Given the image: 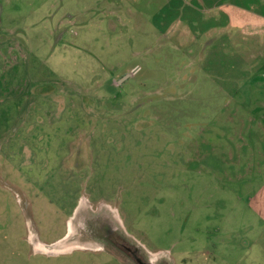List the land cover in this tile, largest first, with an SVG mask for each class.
<instances>
[{
	"label": "rangeland",
	"instance_id": "obj_1",
	"mask_svg": "<svg viewBox=\"0 0 264 264\" xmlns=\"http://www.w3.org/2000/svg\"><path fill=\"white\" fill-rule=\"evenodd\" d=\"M78 234L264 264V0H0V264Z\"/></svg>",
	"mask_w": 264,
	"mask_h": 264
},
{
	"label": "flooded vegetation",
	"instance_id": "obj_2",
	"mask_svg": "<svg viewBox=\"0 0 264 264\" xmlns=\"http://www.w3.org/2000/svg\"><path fill=\"white\" fill-rule=\"evenodd\" d=\"M128 240L122 238L121 236H111V235H104L99 238L93 237H87L84 238L81 235L72 236L69 235L63 236L60 240H57L56 242H53L51 245H48L47 248L50 251H55L54 249L61 248L60 246L63 244L66 245H73L72 249L68 252H73L75 250H80L83 252H86L88 254H96V253H103L107 255H112L118 252L121 254H125L128 256L132 263L134 264H152L150 261H147L143 257H139L137 254H140L139 252H136L135 247L133 249L132 245H130ZM41 248V246H40ZM37 250V248H36ZM39 250V249H38ZM38 252H43L47 255H56L58 253H47L44 252V248H41ZM134 251V253H133ZM67 252V251H66ZM137 253V254H136ZM125 257V256H124ZM126 258V257H125Z\"/></svg>",
	"mask_w": 264,
	"mask_h": 264
},
{
	"label": "bare ground",
	"instance_id": "obj_3",
	"mask_svg": "<svg viewBox=\"0 0 264 264\" xmlns=\"http://www.w3.org/2000/svg\"><path fill=\"white\" fill-rule=\"evenodd\" d=\"M41 247H43V246H41ZM44 248V247H43ZM44 250L46 251V252H49V253H57V252H55V251H50V250H48V249H46V248H44Z\"/></svg>",
	"mask_w": 264,
	"mask_h": 264
},
{
	"label": "crops",
	"instance_id": "obj_4",
	"mask_svg": "<svg viewBox=\"0 0 264 264\" xmlns=\"http://www.w3.org/2000/svg\"><path fill=\"white\" fill-rule=\"evenodd\" d=\"M60 240V239H59ZM56 242V241H55ZM52 244V243H51ZM41 246H43L44 248L47 247V245H45L44 243L40 244Z\"/></svg>",
	"mask_w": 264,
	"mask_h": 264
}]
</instances>
